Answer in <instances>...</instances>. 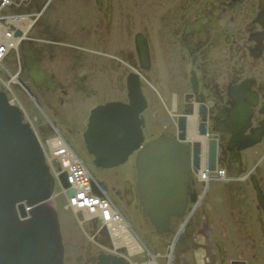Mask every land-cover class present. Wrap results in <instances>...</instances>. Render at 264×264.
I'll use <instances>...</instances> for the list:
<instances>
[{
  "label": "flooded vegetation",
  "instance_id": "flooded-vegetation-1",
  "mask_svg": "<svg viewBox=\"0 0 264 264\" xmlns=\"http://www.w3.org/2000/svg\"><path fill=\"white\" fill-rule=\"evenodd\" d=\"M31 8L39 13L31 31L33 58L38 52L56 75L55 88L33 92L68 136L81 133L91 105L128 103L135 80L146 102L145 135L159 126L160 135L172 136L175 109L196 116L200 134L223 153L232 145V121L240 129L246 125L241 119L250 117L245 135L264 121V0H34ZM244 158L258 161L248 151ZM262 166L264 158L251 172L264 178ZM96 170L107 186L124 192L121 172ZM223 186L213 180L208 200L196 209L205 219L202 228L184 232L187 246L173 251L170 264H264V205L255 202L253 190L225 197ZM118 197L126 201L122 192ZM235 224L256 229L240 237ZM84 249L66 255V263L114 264L111 253Z\"/></svg>",
  "mask_w": 264,
  "mask_h": 264
},
{
  "label": "bare ground",
  "instance_id": "bare-ground-1",
  "mask_svg": "<svg viewBox=\"0 0 264 264\" xmlns=\"http://www.w3.org/2000/svg\"><path fill=\"white\" fill-rule=\"evenodd\" d=\"M16 1L19 3L10 9V15L0 19V90L10 95L8 96L10 103L19 109L23 123L29 125L30 132L34 136L35 148L43 157L51 174L55 186L50 201H55L57 206L53 205V208L58 216L64 260L67 259L66 255L70 258L73 256L72 251L83 249L85 252L86 246L93 245V249L98 248L103 252L107 248V252L111 253L115 261L120 264L164 263L161 246L170 248L169 252L173 255L175 249L181 250L187 246L186 235L184 236L186 231L192 234L202 228V221L205 219L201 210L197 212L196 209L202 199L208 200L207 191L214 179L224 184L221 188L223 196L235 198L236 194L243 196L245 192L253 190L255 202L264 205V178L251 172V168L264 158V121L261 122L260 127L253 128L254 133L250 135L243 133L245 137L242 136L239 143L234 144L230 139L228 142L232 145L228 147L229 151L222 153L218 142L214 145V139L200 134L196 116L192 117L190 113L183 112L176 114L175 109L171 111V117L175 119V132L172 136L160 135L158 126L156 131L149 128L146 135L149 133L152 135L146 137L144 110L139 113L143 140L126 162L111 166L114 171H118L121 166L124 168L118 171L125 177L124 192L121 189H111L107 185L106 188L102 187L107 182L99 178V174L88 171L86 159L77 152L76 148L84 149L90 156L91 165L95 163L92 162L95 160V154L90 150V144L84 134L88 129L92 110L107 103L89 107L85 115L88 117L82 118L81 133L75 137L67 136L64 130L58 127V122L57 124L54 121L34 122L27 107L30 110L34 108L40 111L43 110L44 104L43 102L42 105L38 104L34 94L35 89H51L55 84L56 75L53 69H50L49 63L47 68L42 66L37 57L38 52H35L33 58L31 31L39 13L36 14V11L32 10L31 4L21 3L24 0H4V2L0 0V5L3 3L10 5ZM13 29L20 34L17 35ZM20 43L21 56L18 49ZM8 47L16 49H13L14 54L11 55L13 58H9ZM57 64L64 65V62L60 61ZM26 75L35 83L31 84L26 80ZM136 89L141 91L139 83L135 80V87L132 89L130 87V94L132 95ZM43 93L45 92L40 94ZM24 98H27V101ZM34 104L38 107L36 108ZM128 104H131V101ZM179 115L184 116H181L182 120L178 119ZM246 118L247 124L240 128L243 132L250 122V117ZM180 123L182 127L179 126ZM157 139L172 146L178 152L177 163H182L185 169L183 180L179 179L177 182L178 193L173 195L175 198L182 197L180 209H183L170 215L168 229L163 232H160L152 222L146 208L143 184L135 164L138 154L146 144ZM193 140H196V144L190 147L188 142ZM247 151L258 161L253 163L246 161L244 155ZM225 161L231 163V166L226 168ZM229 169L231 174L228 173ZM261 169L264 170V166ZM134 190L136 197L133 199ZM121 192L126 198L125 202H121L118 197ZM59 199L62 200L64 208L73 215V225L68 226L61 222L58 210ZM236 205L237 203L232 202L233 211ZM184 213V219L178 221V228L171 231L175 220ZM232 228L240 237H250L256 229L253 226L240 224H235ZM151 244L156 245L155 249L159 247V250L153 251L149 246Z\"/></svg>",
  "mask_w": 264,
  "mask_h": 264
},
{
  "label": "water",
  "instance_id": "water-1",
  "mask_svg": "<svg viewBox=\"0 0 264 264\" xmlns=\"http://www.w3.org/2000/svg\"><path fill=\"white\" fill-rule=\"evenodd\" d=\"M8 96L0 90V264H64L58 216L46 202L54 190L52 177L29 125ZM143 109L136 89L131 104L109 102L92 110L84 135L97 165L124 163L139 147ZM177 153L157 139L136 159L146 208L160 232L168 229L170 215L183 209L182 197H173L185 170Z\"/></svg>",
  "mask_w": 264,
  "mask_h": 264
},
{
  "label": "rangeland",
  "instance_id": "rangeland-1",
  "mask_svg": "<svg viewBox=\"0 0 264 264\" xmlns=\"http://www.w3.org/2000/svg\"><path fill=\"white\" fill-rule=\"evenodd\" d=\"M25 99V101H27V98H24ZM21 100V99H20ZM40 104V103H39ZM40 105H42V104H40ZM34 106L37 108L38 106L37 105H35L34 104ZM43 106V110H40V111H38L37 109H32L31 108V110H30V108L29 107H27V110H28V113H29V115L31 116V118L34 120V122H39V121H47V122H55L56 124H57V121H55V119L53 118V116H52V112H51V110L46 106V105H42ZM37 116V117H36ZM58 127L62 130V128L58 125ZM68 136V135H67ZM81 139V138H80ZM83 148V147H82ZM76 150H77V152L82 156V157H84L85 159H86V162H87V164H88V166H89V168L94 172V173H98L93 167H92V165H91V163H90V156H89V154L84 150V149H81V148H76ZM116 170V169H115ZM122 170H124V168L121 166V167H119L118 168V171H122ZM96 171V172H95ZM112 171H114V170H112ZM112 171H109V172H106V173H111ZM110 178H113V176H110ZM56 189H57V187H56ZM54 202V203H53ZM52 203H53V205L54 206H56V203H55V201H52ZM57 207V206H56ZM55 207V208H56ZM58 210H59V215H60V218H61V222H63L65 225H68V226H70V225H73V222H74V220H73V215L68 211V210H66L65 208H64V206H63V202H62V200L61 199H59L58 200ZM62 223V224H63ZM148 243V242H147ZM150 246V248L153 250V251H156V250H159V247L158 248H156L155 249V247H156V245H153V244H151V245H149ZM162 247H160V249H161ZM67 264V263H66Z\"/></svg>",
  "mask_w": 264,
  "mask_h": 264
}]
</instances>
